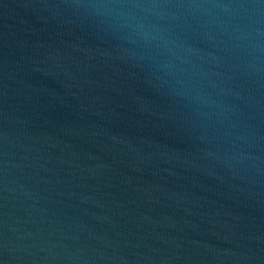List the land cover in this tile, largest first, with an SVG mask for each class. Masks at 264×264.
Segmentation results:
<instances>
[{
    "label": "water",
    "instance_id": "obj_1",
    "mask_svg": "<svg viewBox=\"0 0 264 264\" xmlns=\"http://www.w3.org/2000/svg\"><path fill=\"white\" fill-rule=\"evenodd\" d=\"M0 264H264V0H0Z\"/></svg>",
    "mask_w": 264,
    "mask_h": 264
}]
</instances>
